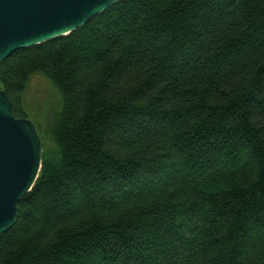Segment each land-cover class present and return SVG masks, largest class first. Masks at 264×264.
Instances as JSON below:
<instances>
[{
	"label": "trees",
	"instance_id": "16d2710c",
	"mask_svg": "<svg viewBox=\"0 0 264 264\" xmlns=\"http://www.w3.org/2000/svg\"><path fill=\"white\" fill-rule=\"evenodd\" d=\"M61 93L0 264H264V0H119L0 61Z\"/></svg>",
	"mask_w": 264,
	"mask_h": 264
},
{
	"label": "water",
	"instance_id": "95a60500",
	"mask_svg": "<svg viewBox=\"0 0 264 264\" xmlns=\"http://www.w3.org/2000/svg\"><path fill=\"white\" fill-rule=\"evenodd\" d=\"M119 0H0V61L27 47L83 26ZM42 144L32 120L17 116L0 88V235L20 211L35 181Z\"/></svg>",
	"mask_w": 264,
	"mask_h": 264
},
{
	"label": "rangeland",
	"instance_id": "374dc122",
	"mask_svg": "<svg viewBox=\"0 0 264 264\" xmlns=\"http://www.w3.org/2000/svg\"><path fill=\"white\" fill-rule=\"evenodd\" d=\"M23 97L24 117L33 121L38 135L47 147H51L50 130L59 118L62 104L59 89L51 78L38 72L30 77Z\"/></svg>",
	"mask_w": 264,
	"mask_h": 264
}]
</instances>
